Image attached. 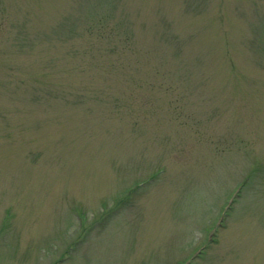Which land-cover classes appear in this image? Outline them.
Listing matches in <instances>:
<instances>
[{"label": "rangeland", "instance_id": "374dc122", "mask_svg": "<svg viewBox=\"0 0 264 264\" xmlns=\"http://www.w3.org/2000/svg\"><path fill=\"white\" fill-rule=\"evenodd\" d=\"M0 264H264V0H0Z\"/></svg>", "mask_w": 264, "mask_h": 264}]
</instances>
